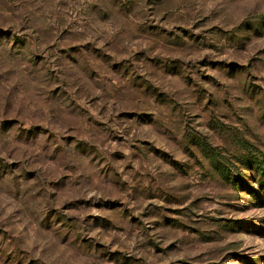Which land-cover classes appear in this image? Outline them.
<instances>
[{
    "label": "rangeland",
    "instance_id": "1",
    "mask_svg": "<svg viewBox=\"0 0 264 264\" xmlns=\"http://www.w3.org/2000/svg\"><path fill=\"white\" fill-rule=\"evenodd\" d=\"M0 116V264H264L261 0L0 4Z\"/></svg>",
    "mask_w": 264,
    "mask_h": 264
},
{
    "label": "trees",
    "instance_id": "2",
    "mask_svg": "<svg viewBox=\"0 0 264 264\" xmlns=\"http://www.w3.org/2000/svg\"><path fill=\"white\" fill-rule=\"evenodd\" d=\"M251 166L254 168V170L262 174V180H263L262 191L264 192V169H263L262 161L260 160V158L254 157L251 160Z\"/></svg>",
    "mask_w": 264,
    "mask_h": 264
},
{
    "label": "clouds",
    "instance_id": "3",
    "mask_svg": "<svg viewBox=\"0 0 264 264\" xmlns=\"http://www.w3.org/2000/svg\"><path fill=\"white\" fill-rule=\"evenodd\" d=\"M16 2H18V0H16ZM262 3H264V0H261ZM11 0H0V4H3L5 7L10 6ZM14 83V81H13ZM11 85H6L5 86V91H4V95L5 97H7V90L8 88H10ZM56 111L54 110L52 113V117L55 118L56 117ZM0 119H2V116H0Z\"/></svg>",
    "mask_w": 264,
    "mask_h": 264
}]
</instances>
